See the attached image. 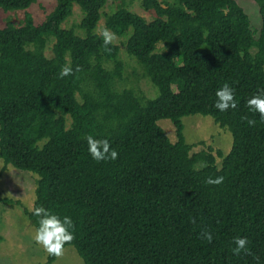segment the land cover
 I'll use <instances>...</instances> for the list:
<instances>
[{"label": "trees", "instance_id": "trees-1", "mask_svg": "<svg viewBox=\"0 0 264 264\" xmlns=\"http://www.w3.org/2000/svg\"><path fill=\"white\" fill-rule=\"evenodd\" d=\"M54 1L41 23L26 17L0 28L1 171L37 175L29 222L38 227L33 213L41 207L70 216L74 239L64 248L83 264H264V121L247 107L264 92V0H252L258 36L236 0H142L150 22L123 6L107 15L106 29L127 35L126 54L157 88L154 99L116 89L119 46L95 33L106 0ZM33 3L0 0V9ZM74 5L82 35L62 27ZM65 67L72 72L62 77ZM225 84L237 107L220 112L216 92ZM194 115L230 132L227 155L191 153L182 118ZM163 119L173 123L175 142L157 125ZM87 136L107 139L118 158L93 160ZM216 177L223 183H207ZM238 236L248 251L234 255ZM55 258L48 254L46 264Z\"/></svg>", "mask_w": 264, "mask_h": 264}, {"label": "rangeland", "instance_id": "rangeland-1", "mask_svg": "<svg viewBox=\"0 0 264 264\" xmlns=\"http://www.w3.org/2000/svg\"><path fill=\"white\" fill-rule=\"evenodd\" d=\"M164 1L160 0L163 3ZM167 1L171 3L174 0ZM106 2L95 30L97 34L102 35L104 30H107L105 27L106 16L115 12L120 6L141 16L147 22L153 19V14L144 11L142 8V0H106ZM236 2L248 15L252 30L258 36L262 21L257 4L252 0H236ZM54 5V0H35V3L31 4L26 10L4 11L0 9V28L18 27L24 23L26 17L31 18L36 24L41 23L54 9ZM82 16L79 7L74 5L73 14L62 27L65 29L73 28L77 35H82L81 30L78 28ZM107 31L113 34L111 31ZM113 36L112 43L119 46L118 58L123 63L122 79L116 82V89H132L135 92H141L146 98H156L158 96L157 88L144 76L143 69L136 60L129 57L125 52L124 44L127 35L118 37L113 34ZM53 43L54 41H50L45 49L47 58L52 56ZM107 66L110 65L107 64ZM172 87L175 90V86ZM182 124L185 142L195 145L191 153H198L208 148H212L214 155H216V151L223 155L230 152L232 147L230 132L217 125L211 117L187 116L182 118ZM157 125L171 142L177 140L173 123L170 120H159ZM199 141H203L205 144L197 145ZM216 162L220 166L221 160L219 158ZM2 168L3 163L0 161V171L3 170ZM1 172L0 198L10 199L14 203L7 205L0 202V264H46L48 254L34 242L33 236L36 229L24 213V211H31L33 208L37 175L15 169L10 165ZM51 264H83V262L74 248L68 246L64 248L63 254L56 257Z\"/></svg>", "mask_w": 264, "mask_h": 264}, {"label": "clouds", "instance_id": "clouds-1", "mask_svg": "<svg viewBox=\"0 0 264 264\" xmlns=\"http://www.w3.org/2000/svg\"><path fill=\"white\" fill-rule=\"evenodd\" d=\"M104 38V45H109L114 36L107 30L102 33ZM72 72L70 67H65L61 71V76H68ZM215 108L220 112H225L228 109H235L237 107L233 90L225 84L216 92ZM247 107L250 112L258 113L260 120L264 121V92H259L247 100ZM250 125L255 121L249 120ZM87 151L91 158L97 162L106 160H116L118 152L113 149L107 139H98L93 136H87ZM223 177H216L215 179L209 178L208 184L219 185L223 183ZM34 215L40 217L38 227L33 236L34 242L41 246L44 251L55 257H60L63 254L64 246L71 243L74 239L73 229L74 223L70 216L61 217L59 214L50 212L45 208H36ZM203 239L211 242L213 236L210 232L205 231L202 233ZM232 248L234 255H239L241 252H247L248 239L246 237L233 238Z\"/></svg>", "mask_w": 264, "mask_h": 264}]
</instances>
